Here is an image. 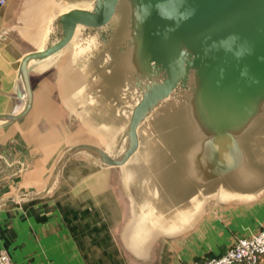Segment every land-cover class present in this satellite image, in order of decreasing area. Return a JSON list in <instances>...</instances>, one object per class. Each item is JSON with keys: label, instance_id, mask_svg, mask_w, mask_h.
I'll return each mask as SVG.
<instances>
[{"label": "crops", "instance_id": "crops-1", "mask_svg": "<svg viewBox=\"0 0 264 264\" xmlns=\"http://www.w3.org/2000/svg\"><path fill=\"white\" fill-rule=\"evenodd\" d=\"M89 1L6 0L0 6V114L23 107L22 56L54 44L59 15ZM106 30L78 25L59 51L31 60L29 111L0 120V251L10 264L28 234L59 236L60 250L75 238L123 250L130 256L123 264H183L220 255L264 225V170L252 175L251 188L234 191L230 181L214 187L204 174L205 136L187 119L181 93L156 106L137 130L140 139L149 118L167 125L171 171L137 153L140 142L122 164L95 155L122 154L115 155V147L125 141L126 148L137 97L110 64L100 40Z\"/></svg>", "mask_w": 264, "mask_h": 264}, {"label": "water", "instance_id": "water-1", "mask_svg": "<svg viewBox=\"0 0 264 264\" xmlns=\"http://www.w3.org/2000/svg\"><path fill=\"white\" fill-rule=\"evenodd\" d=\"M59 24L54 44L22 56L23 107L0 120L29 111L31 60L59 51L78 25L107 27L100 31L105 53L137 97L124 152L110 157L94 151L103 163L125 162L138 148L139 124L177 93L187 119L205 136L207 164L214 156L219 170L229 171L233 157L246 159L248 137L264 118V0H90L89 7L62 12Z\"/></svg>", "mask_w": 264, "mask_h": 264}, {"label": "rangeland", "instance_id": "rangeland-1", "mask_svg": "<svg viewBox=\"0 0 264 264\" xmlns=\"http://www.w3.org/2000/svg\"><path fill=\"white\" fill-rule=\"evenodd\" d=\"M140 129V139L138 138L140 148L137 153L140 152L144 157L154 158L155 163L162 162V167L164 166L169 169L167 172L171 171L173 169V151L171 149L172 132L168 130L167 125L162 126L158 119L149 118ZM251 133L248 139L249 144L247 145L248 151L246 153V159L241 160L237 157H233L235 161L231 164L233 165L232 170H219V166H216L214 156L211 158L212 163L206 164L207 170L204 174L210 177L211 184L214 187H217L220 183L227 184V181H230L228 189L238 191L241 189L244 190L245 186L251 188V182L254 180L252 179V175L257 172L261 173V169L264 170V118L261 119L257 125H254ZM124 148L125 141L122 143L118 142L115 147V155L121 154ZM150 150L154 151V153L158 152V154L153 155L148 153L151 152ZM146 152L148 154H146ZM259 164L261 166L260 169ZM259 175L260 178L263 177L261 174ZM232 176L237 177L236 182L232 180ZM196 177L203 178L200 172ZM256 177L257 175H255V178ZM258 179L259 178L256 180ZM246 183H248V185H246ZM60 238L61 237L55 235L50 237L42 234H28L21 237V241L17 245V247L21 249L19 251L16 250V260L13 264H123V262H121L123 258H130L129 254L127 255V252L123 250L116 252L97 249L95 246H92L90 242L86 240L82 241V239L77 240L76 238L73 240L69 239L68 242L71 240L74 241V243H69L67 249L62 248L63 250H60L58 249ZM53 242H57L58 244ZM50 244L52 245L50 246ZM56 246H58V248ZM50 247L52 249H50Z\"/></svg>", "mask_w": 264, "mask_h": 264}, {"label": "built area", "instance_id": "built-area-1", "mask_svg": "<svg viewBox=\"0 0 264 264\" xmlns=\"http://www.w3.org/2000/svg\"><path fill=\"white\" fill-rule=\"evenodd\" d=\"M6 0H0V6ZM9 165L8 162H6ZM264 256V225L256 232L237 238L227 250L219 255L183 264H260ZM0 264H10L7 252L0 251Z\"/></svg>", "mask_w": 264, "mask_h": 264}, {"label": "trees", "instance_id": "trees-1", "mask_svg": "<svg viewBox=\"0 0 264 264\" xmlns=\"http://www.w3.org/2000/svg\"><path fill=\"white\" fill-rule=\"evenodd\" d=\"M3 172L1 171V168H0V175L2 174Z\"/></svg>", "mask_w": 264, "mask_h": 264}]
</instances>
